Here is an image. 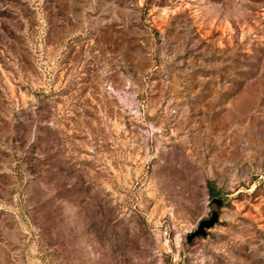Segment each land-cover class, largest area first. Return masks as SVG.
I'll use <instances>...</instances> for the list:
<instances>
[{"label":"rangeland","instance_id":"1","mask_svg":"<svg viewBox=\"0 0 264 264\" xmlns=\"http://www.w3.org/2000/svg\"><path fill=\"white\" fill-rule=\"evenodd\" d=\"M0 264H264V0H0Z\"/></svg>","mask_w":264,"mask_h":264},{"label":"water","instance_id":"2","mask_svg":"<svg viewBox=\"0 0 264 264\" xmlns=\"http://www.w3.org/2000/svg\"><path fill=\"white\" fill-rule=\"evenodd\" d=\"M215 202L217 203L218 206L221 205L219 200L216 199ZM218 218H219L218 212L214 211L212 213V216L209 219L203 220L199 224L198 229L194 233H192L188 237V239L191 240V239H194V238L199 237V236H205L207 234V230H210L211 228H213L214 225L217 223Z\"/></svg>","mask_w":264,"mask_h":264}]
</instances>
